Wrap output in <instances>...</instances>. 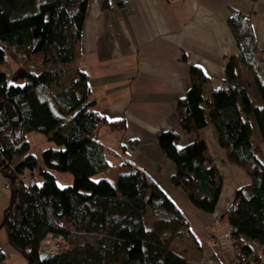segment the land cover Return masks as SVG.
I'll list each match as a JSON object with an SVG mask.
<instances>
[{"label": "trees", "instance_id": "trees-1", "mask_svg": "<svg viewBox=\"0 0 264 264\" xmlns=\"http://www.w3.org/2000/svg\"><path fill=\"white\" fill-rule=\"evenodd\" d=\"M89 0H0V65L16 64L25 55L24 82H9L0 71V159L13 161V171H2L10 189L2 223L8 244L24 264H196L168 246L170 231L162 218L171 216L197 245L188 221L170 198L144 170L130 160L119 163L112 183L97 174L113 168L95 140L100 126L108 131L125 129V119L107 120L95 109L87 76L75 70L71 83L54 89L55 73L43 66L75 62L80 55L82 21ZM102 0L101 9L109 7ZM123 7L126 0H113ZM226 23L233 35L238 56L224 64L228 92L217 89L204 94L200 81L208 80L195 65L188 68L190 83L176 97L173 113L178 129L159 131L160 150L172 162L168 181L180 187L186 201L200 212L214 210L222 177L212 159L204 155L205 142L197 130L214 126L219 147L227 164L248 177L233 192L220 220L231 226L233 237L242 241L236 256L248 260L249 240L264 239V158L251 140L252 121L264 144V78L253 58L256 42L247 16L231 9ZM240 67L251 72L259 104H253L246 89L237 82ZM35 131L52 145L39 160L28 152L26 135ZM179 131L194 133L178 145ZM134 141L128 142L133 148ZM122 152L125 147H121ZM39 163L36 181L29 191L15 185L16 174L30 172ZM71 174V183L57 185L54 173ZM36 203L45 207L39 214ZM151 217L148 224L146 215ZM70 222L77 241L61 253L38 259V244L47 232L68 234ZM82 234L93 235L94 242Z\"/></svg>", "mask_w": 264, "mask_h": 264}, {"label": "crops", "instance_id": "crops-1", "mask_svg": "<svg viewBox=\"0 0 264 264\" xmlns=\"http://www.w3.org/2000/svg\"><path fill=\"white\" fill-rule=\"evenodd\" d=\"M101 1L89 0L87 3L80 32V55L73 62L70 73L66 72L63 77L62 87L71 83L75 70L83 71L95 100L94 109L107 120L125 119L122 131L110 132L100 126L95 140L102 147L106 160L108 155L114 156V168L130 160L160 185L182 212L197 239V245L190 251L191 259L186 256L187 262L196 263L211 256L217 264H238L242 259L236 254L242 243L221 249L209 237L225 227L226 223L219 217L228 208L234 190L246 183L248 177L226 163L212 123L197 130L196 135L205 142L204 155L212 159L222 177L213 212H200L186 201L180 187L169 184L173 164L160 150L155 137L159 131L178 129L173 104L190 83V65L198 66L208 77V80L200 81L204 94L216 89L224 80L227 58L239 54L226 23L231 9L240 11L250 21L257 47L253 58L264 78V0H126L123 7H116L113 0H109L106 9L100 8ZM12 63L14 65L10 67L0 65V71L9 82L24 80L23 73L17 70L19 66L14 60ZM242 71L251 77L246 67H240L239 74ZM248 96L253 104H259L249 93ZM193 135L179 131L177 144L189 142ZM108 136L115 143L111 144ZM250 138L264 158V144L254 121ZM26 140L28 152L32 153ZM129 141H134L131 149L128 148ZM122 146L125 147L123 152ZM35 158L39 160V157ZM35 180L39 182V176L35 175ZM10 194L6 177L0 172L3 264L16 263L21 257L8 244L2 223ZM62 220L64 218L60 222ZM247 263L253 264L248 260Z\"/></svg>", "mask_w": 264, "mask_h": 264}, {"label": "rangeland", "instance_id": "rangeland-1", "mask_svg": "<svg viewBox=\"0 0 264 264\" xmlns=\"http://www.w3.org/2000/svg\"><path fill=\"white\" fill-rule=\"evenodd\" d=\"M25 58H23L21 60L19 68L17 69L21 73H24V70L28 66ZM6 59H7V61H6L7 63L2 64L3 66H9L10 67L11 65L12 66L14 65V63H12L13 61L11 62V60H9V56L7 53H6ZM72 64H73V62L67 63V64H60V63L52 64L51 61L50 62L48 61L43 66L44 69H51V70H53L52 72L55 73L56 81H55V84L53 85L54 89H56V88L59 89L62 87L63 77L66 75V72L70 73V71L73 69ZM23 82H24V80L20 79L17 81V84H22ZM237 82L246 89V91L249 93L252 100H258L256 97V93L254 91L252 79H251L249 73H247L246 71L240 72L238 79H237ZM26 138L28 139V142H29L30 151L36 157L40 156V153L44 148L52 145L51 142L46 141V139L40 133H37V132H30L28 134V136L26 135ZM103 139L104 138H102V140ZM108 139L111 141V144L115 143V141H112L111 136L110 137L108 136ZM107 161L109 164L112 165L114 163V156H112L111 154H110V156L108 155ZM119 169H120L119 166H116L114 168V164H113V168L107 172L108 174L100 173V174L95 175L93 177V179L96 180L100 177H105V178L109 179L112 183H114L115 177L118 174ZM0 172H2V171H0ZM24 172L27 173V171H24ZM53 173L55 174V179H56V182L58 183L59 186H65L68 183H71V179H72L71 174L63 173L62 175H60L59 173H56V172H53ZM151 220H152L151 217L147 214L146 215V221L148 222V224L151 222ZM161 221H163L166 228L170 231L168 246L171 248V250L174 251L175 253H177L178 255L185 257V259H186V256H187L188 260L191 259L192 255L190 254V251L195 247V245L192 244L190 239L187 237V234H186L184 228L179 223H177V222L174 223L171 216L163 217ZM62 222L66 226H68V224L70 223V222L69 223L65 222L64 220H62ZM216 233H218V232H216ZM82 237H84L89 242H94V236L93 235H89V234L83 235L82 234ZM76 239H77L76 237L70 238V242L74 244L77 241ZM13 264H24V260L22 257H20L19 261H17L16 263H13ZM196 264H201V261L196 262Z\"/></svg>", "mask_w": 264, "mask_h": 264}, {"label": "built area", "instance_id": "built-area-1", "mask_svg": "<svg viewBox=\"0 0 264 264\" xmlns=\"http://www.w3.org/2000/svg\"><path fill=\"white\" fill-rule=\"evenodd\" d=\"M20 57L21 59L17 63L18 66L20 65L21 60L25 58V55L21 54ZM216 89L218 91L226 93L228 92V85L224 80H222V82L217 84ZM13 168V161L6 160L3 157L2 159H0V171H13ZM38 170L39 163L37 166H33L28 174L24 171L17 173L15 178V185L22 187L24 191L31 190L34 186L35 175ZM6 185H9L7 179ZM35 205L39 214H43L44 212L46 213L45 207H42V205H40L39 203H36ZM68 230V234L66 235L47 232L38 244V253L45 252L48 256H50L68 250L72 245V243L70 242V238H74V235L78 234L72 229L71 226H68ZM232 233V227L226 224L220 232L210 235L209 240L216 243L221 249H228L231 248L236 242L242 243V241L235 239ZM247 243L251 249L248 261L252 262L253 264H264V239H253L249 240ZM3 258L4 253L0 249V264H3ZM201 264H217V262L213 257L207 256L201 260ZM238 264L248 263L247 260H241L238 262Z\"/></svg>", "mask_w": 264, "mask_h": 264}, {"label": "water", "instance_id": "water-1", "mask_svg": "<svg viewBox=\"0 0 264 264\" xmlns=\"http://www.w3.org/2000/svg\"><path fill=\"white\" fill-rule=\"evenodd\" d=\"M4 175H5V174H4ZM5 176L8 177L7 174H6ZM11 192H14V190L12 189ZM46 257H48V255H47L45 252H39V253H38V259H39V260H42V259H44V258H46Z\"/></svg>", "mask_w": 264, "mask_h": 264}]
</instances>
